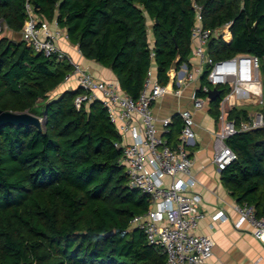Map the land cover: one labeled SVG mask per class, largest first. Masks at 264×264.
<instances>
[{
  "label": "trees",
  "instance_id": "16d2710c",
  "mask_svg": "<svg viewBox=\"0 0 264 264\" xmlns=\"http://www.w3.org/2000/svg\"><path fill=\"white\" fill-rule=\"evenodd\" d=\"M30 1L35 13L55 21L85 58L110 69L133 99L152 66L157 80L167 85L172 69L189 65L193 0ZM195 1L202 7L204 28L231 24L208 42V56L255 55L264 84V0ZM25 5L26 0H0V25L21 33ZM72 69L67 58L45 57L22 40L0 37V110L45 117L41 131L0 128V264H166L161 249L149 245L141 230L130 229L151 200L129 186L122 150L114 146L121 136L107 108L95 100L77 109L75 99L85 92L81 87L51 98ZM201 86L211 88L207 72ZM221 92L209 104L216 121L228 89ZM198 94L205 95L202 89ZM229 118L247 120L248 111L234 107ZM181 128L175 115L165 134L171 144ZM263 140V129L229 138L237 158L221 171L232 199L254 206L257 218L264 217Z\"/></svg>",
  "mask_w": 264,
  "mask_h": 264
},
{
  "label": "built area",
  "instance_id": "2783aa9c",
  "mask_svg": "<svg viewBox=\"0 0 264 264\" xmlns=\"http://www.w3.org/2000/svg\"><path fill=\"white\" fill-rule=\"evenodd\" d=\"M195 21L191 32L192 51L190 58L196 59L201 70H192L184 64L179 70H171L169 84L174 86V94L182 95V90L196 76L207 72L211 86L200 87L191 100L193 109L180 113L182 128L176 144L166 138L170 119L162 121V129L152 113L153 105L168 91L169 86L162 85L155 77L152 66L144 82L138 99L124 93L119 83L97 80L80 65L74 64L56 45V41L68 36L58 24L40 18L30 0H26V24L21 32L22 41L45 57L56 55L67 58L73 66L72 72L64 83L75 80L84 94L75 99L80 109L84 103L101 101L107 108L109 119L121 136L114 146L122 150L120 163L129 177V186L140 190L150 197V206L143 215L135 216L130 229L141 230L149 245L161 249L167 257L166 264H206L213 258V240L197 233L199 223L206 218L201 209L203 197L194 192L197 184L193 176V160L188 148L194 144V111L203 110L209 102V93L213 89L227 88L228 92L221 100L218 130L215 133L213 163L219 171L232 164L237 156L227 145L232 136L252 130H264V84L261 74V60L250 54H237L233 57L214 60L208 56L207 45L212 38H219L230 27V23L217 29L204 28L202 7L192 2ZM154 53H151V58ZM202 89L204 96L198 94ZM248 105L260 106L261 111L248 112V119L237 122L229 118L234 107ZM239 219L234 227L240 229L244 224L253 227V235L264 243V217H256V209L250 205H236ZM212 219L226 221L224 211H217Z\"/></svg>",
  "mask_w": 264,
  "mask_h": 264
},
{
  "label": "crops",
  "instance_id": "0c3cea01",
  "mask_svg": "<svg viewBox=\"0 0 264 264\" xmlns=\"http://www.w3.org/2000/svg\"><path fill=\"white\" fill-rule=\"evenodd\" d=\"M149 35L152 41L151 29ZM5 37L14 41L22 40L21 33H14L8 29ZM56 45L74 64L80 65L95 79L118 83L110 69L85 58L78 47L72 45L68 39L61 38L56 41ZM189 65L194 71L201 70L196 59L190 58ZM155 77L157 78L156 70ZM168 86V93L152 107L153 116L160 129L165 119H170L172 122V118L180 115L183 110L193 109L191 98L201 87V77L196 76L195 81L190 82L182 90L180 97L174 94L173 84ZM78 87L75 80L63 83L51 93L52 98ZM209 104L210 101L206 103L203 110L194 111L196 138L194 144L188 148L193 160L192 173L197 181L194 192L202 195L201 209L206 213V218L199 223L197 233L211 237L213 240V258L206 264H264V243L254 237L253 227L249 224H244L240 229L234 227L239 219V214L235 210L237 204L223 186L221 171L213 163L215 133L218 125L216 119L209 114ZM217 211H224L228 220L214 221L212 216Z\"/></svg>",
  "mask_w": 264,
  "mask_h": 264
},
{
  "label": "water",
  "instance_id": "95a60500",
  "mask_svg": "<svg viewBox=\"0 0 264 264\" xmlns=\"http://www.w3.org/2000/svg\"><path fill=\"white\" fill-rule=\"evenodd\" d=\"M221 93V90L218 89H213L212 91H210L208 95L210 102L216 101L221 96ZM8 125H12L15 127L34 126L39 131L42 130L43 126L42 120L29 112L12 113L3 112L0 110V128ZM262 142H264V140ZM110 234H112V232Z\"/></svg>",
  "mask_w": 264,
  "mask_h": 264
},
{
  "label": "rangeland",
  "instance_id": "374dc122",
  "mask_svg": "<svg viewBox=\"0 0 264 264\" xmlns=\"http://www.w3.org/2000/svg\"><path fill=\"white\" fill-rule=\"evenodd\" d=\"M150 27H149V33H150ZM7 34V27L4 24L0 25V37H5ZM51 98H52V94H51ZM249 113H255V112H259L261 111V107L260 106H254V105H248L244 107ZM39 112L41 111V108H38ZM32 114V113H31ZM39 114V113H38ZM33 114L34 116L38 117L39 119L42 120V124H44L45 122V117L44 116H39V115Z\"/></svg>",
  "mask_w": 264,
  "mask_h": 264
}]
</instances>
